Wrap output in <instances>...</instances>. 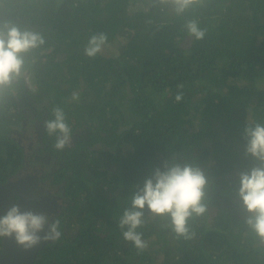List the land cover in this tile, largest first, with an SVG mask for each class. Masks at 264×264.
I'll return each mask as SVG.
<instances>
[{"label": "trees", "instance_id": "obj_1", "mask_svg": "<svg viewBox=\"0 0 264 264\" xmlns=\"http://www.w3.org/2000/svg\"><path fill=\"white\" fill-rule=\"evenodd\" d=\"M191 20L203 39L189 34ZM4 22L45 43L24 54L22 76L0 95V161L20 153L3 129L24 109L49 120L61 107L80 132L59 173L71 198L62 235L34 264H264L238 196L240 172L260 164L245 153L244 128L264 123V0H198L180 14L161 0H0ZM101 32L106 44L120 41L116 53L86 56ZM165 162L204 171L207 210L189 218L186 239L145 208L139 252L118 218Z\"/></svg>", "mask_w": 264, "mask_h": 264}, {"label": "clouds", "instance_id": "obj_2", "mask_svg": "<svg viewBox=\"0 0 264 264\" xmlns=\"http://www.w3.org/2000/svg\"><path fill=\"white\" fill-rule=\"evenodd\" d=\"M171 3L177 14L183 13L198 0H161ZM190 35L200 40L205 31L195 20L187 23ZM106 33L92 34L84 47V54L95 57L107 43ZM45 43L44 37L35 31L21 30L15 24L0 23V95L10 89L20 78L25 66V53ZM183 92H177L175 100L181 101ZM73 101L79 100V93L71 95ZM54 118L45 122L46 131L51 135L59 133L54 147L63 150L70 142L72 129L67 123L66 114L61 107L52 110ZM246 138L245 153L255 157L260 164L239 174L238 196L249 215L248 226L264 240V123L256 122L244 128ZM208 178L204 171L191 164L167 163L153 169L142 184L132 193L130 207H126L118 218V227L124 240L130 241L139 251L148 247L143 233L137 231L144 224V209L157 216H169L172 230L177 236L191 238L188 220L193 215L201 216L207 210L203 202ZM47 225V231H44ZM44 232L41 236L40 233ZM62 233L58 217L50 219L41 211L22 209L18 203L11 205L0 214V241L10 238L25 250L42 241H57ZM2 250V249H0Z\"/></svg>", "mask_w": 264, "mask_h": 264}, {"label": "flooded vegetation", "instance_id": "obj_3", "mask_svg": "<svg viewBox=\"0 0 264 264\" xmlns=\"http://www.w3.org/2000/svg\"><path fill=\"white\" fill-rule=\"evenodd\" d=\"M23 111L20 120L16 123L10 122L3 129V135L13 144L18 145L20 153L15 156L11 153L8 163L5 160L0 161V214H3L11 205L19 203L23 195L30 205L33 204L35 212L43 211L50 219L56 217L60 219L71 203L64 181L59 180L62 178L59 175L60 170L67 167L66 149L57 150L54 147L58 132L55 139L49 140L50 136L45 127L46 111L39 116L31 113L30 109ZM73 126L74 123L70 126L72 131L74 129V133L67 146L72 145L73 140H77L80 133L79 129ZM11 148L14 151V147L11 146ZM54 242L51 241L48 244ZM2 248L3 241H0V249Z\"/></svg>", "mask_w": 264, "mask_h": 264}, {"label": "water", "instance_id": "obj_4", "mask_svg": "<svg viewBox=\"0 0 264 264\" xmlns=\"http://www.w3.org/2000/svg\"><path fill=\"white\" fill-rule=\"evenodd\" d=\"M18 204L22 209H31L35 211L33 204L30 205L23 195H21V200ZM47 227L48 226L45 225L44 231H47ZM40 235L43 236L44 232H41ZM50 242L51 241H42L37 246L25 250L17 245L13 239L5 238L3 240V248L0 251V264H34L38 251Z\"/></svg>", "mask_w": 264, "mask_h": 264}, {"label": "rangeland", "instance_id": "obj_5", "mask_svg": "<svg viewBox=\"0 0 264 264\" xmlns=\"http://www.w3.org/2000/svg\"><path fill=\"white\" fill-rule=\"evenodd\" d=\"M119 44H120V41H117L116 43L105 44L103 46L102 50L104 52L106 51L107 53L115 54L116 53V48H117V46H119Z\"/></svg>", "mask_w": 264, "mask_h": 264}]
</instances>
